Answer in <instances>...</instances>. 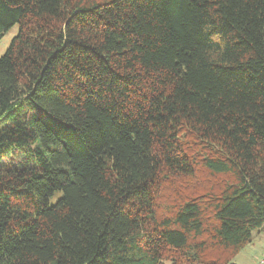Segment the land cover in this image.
<instances>
[{"label":"trees","instance_id":"16d2710c","mask_svg":"<svg viewBox=\"0 0 264 264\" xmlns=\"http://www.w3.org/2000/svg\"><path fill=\"white\" fill-rule=\"evenodd\" d=\"M15 26L0 264H235L264 231V0H0Z\"/></svg>","mask_w":264,"mask_h":264},{"label":"rangeland","instance_id":"374dc122","mask_svg":"<svg viewBox=\"0 0 264 264\" xmlns=\"http://www.w3.org/2000/svg\"><path fill=\"white\" fill-rule=\"evenodd\" d=\"M19 28L18 26L13 27L7 34L6 36L0 41V57H2L6 50L8 49L11 41L13 38L18 34ZM59 198V195L54 197L53 202L56 201ZM255 239V236H254ZM260 243L255 242L254 245H249L246 247L244 254H246V257L241 256L242 259H237L235 258L234 263L235 264H252L254 263V258L257 257V253L260 251ZM214 254V252H210L207 255ZM243 260V263H242ZM165 264H170V263H165Z\"/></svg>","mask_w":264,"mask_h":264},{"label":"crops","instance_id":"0c3cea01","mask_svg":"<svg viewBox=\"0 0 264 264\" xmlns=\"http://www.w3.org/2000/svg\"><path fill=\"white\" fill-rule=\"evenodd\" d=\"M255 242H259L260 243V251L257 253V257L254 258V263L252 264H258L260 257L264 254V231H262L259 234H255V239L253 240L251 245H254ZM245 251V250H244ZM244 251L242 253H240L236 258L237 259H242L241 256L246 257V254H244ZM243 263V260H242Z\"/></svg>","mask_w":264,"mask_h":264},{"label":"built area","instance_id":"2783aa9c","mask_svg":"<svg viewBox=\"0 0 264 264\" xmlns=\"http://www.w3.org/2000/svg\"><path fill=\"white\" fill-rule=\"evenodd\" d=\"M258 264H264V254L260 257Z\"/></svg>","mask_w":264,"mask_h":264}]
</instances>
